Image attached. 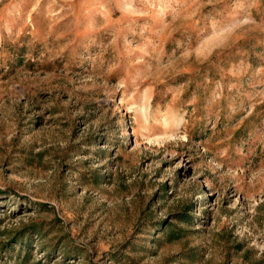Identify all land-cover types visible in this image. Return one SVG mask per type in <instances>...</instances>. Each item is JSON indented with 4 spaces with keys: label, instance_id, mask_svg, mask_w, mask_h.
I'll use <instances>...</instances> for the list:
<instances>
[{
    "label": "rangeland",
    "instance_id": "374dc122",
    "mask_svg": "<svg viewBox=\"0 0 264 264\" xmlns=\"http://www.w3.org/2000/svg\"><path fill=\"white\" fill-rule=\"evenodd\" d=\"M0 264H264V0H0Z\"/></svg>",
    "mask_w": 264,
    "mask_h": 264
}]
</instances>
